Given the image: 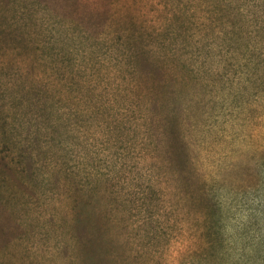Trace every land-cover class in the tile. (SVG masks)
Returning <instances> with one entry per match:
<instances>
[{"label":"rangeland","instance_id":"obj_1","mask_svg":"<svg viewBox=\"0 0 264 264\" xmlns=\"http://www.w3.org/2000/svg\"><path fill=\"white\" fill-rule=\"evenodd\" d=\"M0 264H264V0H0Z\"/></svg>","mask_w":264,"mask_h":264}]
</instances>
